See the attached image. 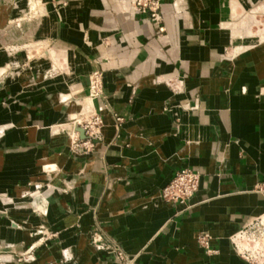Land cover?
Returning <instances> with one entry per match:
<instances>
[{
  "label": "crops",
  "instance_id": "1",
  "mask_svg": "<svg viewBox=\"0 0 264 264\" xmlns=\"http://www.w3.org/2000/svg\"><path fill=\"white\" fill-rule=\"evenodd\" d=\"M159 2L155 22L131 0H0L5 264H264V40L237 51L264 0ZM183 167L200 180L180 211L158 193Z\"/></svg>",
  "mask_w": 264,
  "mask_h": 264
},
{
  "label": "built area",
  "instance_id": "2",
  "mask_svg": "<svg viewBox=\"0 0 264 264\" xmlns=\"http://www.w3.org/2000/svg\"><path fill=\"white\" fill-rule=\"evenodd\" d=\"M159 1L160 0H135L134 5L137 10L147 13L152 20L158 22L160 20ZM92 81L93 95L95 97L101 94V72L98 71L95 73ZM116 119L120 121L122 118L117 117ZM100 124L101 118L97 112H93L87 116L86 121L82 125L85 138L81 139L78 143L82 149L86 150L92 145L93 140L98 138ZM199 180L200 175L197 171L188 167L181 168L162 189V198L165 201L182 205L183 207L180 211H184L190 207L189 201L198 190ZM92 242L97 248L108 247L105 245L102 236L97 231H94L92 234ZM202 242L207 245L205 240ZM258 247V240H253L249 244L246 243L239 248L240 255L247 261L257 263L256 257L259 256L260 250ZM112 248L119 261L127 262L128 259L126 255L117 243H112Z\"/></svg>",
  "mask_w": 264,
  "mask_h": 264
},
{
  "label": "rangeland",
  "instance_id": "3",
  "mask_svg": "<svg viewBox=\"0 0 264 264\" xmlns=\"http://www.w3.org/2000/svg\"><path fill=\"white\" fill-rule=\"evenodd\" d=\"M259 8H262V5H260L259 6ZM149 16V15H148ZM150 18V17H149ZM255 40H256V42L254 43V44H249V45H245V46H240V47H238V53H239V51H242L243 49H247V48H249V46H253V45H255V44H257V42H259V40H264V36L263 37H257V38H255ZM255 47V46H254ZM256 47H257V45H256ZM102 80V79H101ZM90 86H91V75L89 76V88H90ZM101 86H102V83H101ZM91 89V88H90ZM86 118L87 117H85V118H83V119H79L78 120V123H79V125L82 127V125L84 124V122L86 121ZM83 129V128H82ZM83 132H84V130H83ZM115 243H117V242H115ZM118 245H119V243H117ZM2 245V248H6L5 246L6 245H3V244H1ZM120 246V245H119ZM6 251V250H5ZM4 255V254H3ZM5 255L7 256V255H11V254H8V253H5ZM6 256H3L2 258H5ZM17 256V257H16ZM27 255H24V254H20V255H15V258H16V260L17 261H23L24 260V258L26 257ZM7 261H5V260H0V264H5Z\"/></svg>",
  "mask_w": 264,
  "mask_h": 264
},
{
  "label": "water",
  "instance_id": "4",
  "mask_svg": "<svg viewBox=\"0 0 264 264\" xmlns=\"http://www.w3.org/2000/svg\"><path fill=\"white\" fill-rule=\"evenodd\" d=\"M131 2H132L133 10H134L136 13H140V11L137 10L136 7H135V5H134L135 0H131ZM74 129H75V131L78 132V134H79V138H80V139L85 138V136H84V132H83V129H82V127L79 125V123L76 124V126L74 127ZM183 168H186V167H183ZM178 170H179V169H178ZM178 170H176V171L174 172V174L172 175V177L175 175V173H176ZM172 177L167 181V183L172 179ZM167 183H165V185L162 186L161 189L159 190L158 196H159L161 199H163V198H162V193H161V192H162V189L167 185ZM163 200H164V199H163Z\"/></svg>",
  "mask_w": 264,
  "mask_h": 264
},
{
  "label": "bare ground",
  "instance_id": "5",
  "mask_svg": "<svg viewBox=\"0 0 264 264\" xmlns=\"http://www.w3.org/2000/svg\"><path fill=\"white\" fill-rule=\"evenodd\" d=\"M254 46L256 47V44H255V45H253V46H250V47H253V48H255ZM92 80H93V77L91 78V86H90V88H91V91H92V93H93V86H92V83H93V81H92ZM32 196H33V195H32ZM21 206H22V205H20V204H19V205H17L16 207H21ZM0 259H1V258H0Z\"/></svg>",
  "mask_w": 264,
  "mask_h": 264
}]
</instances>
